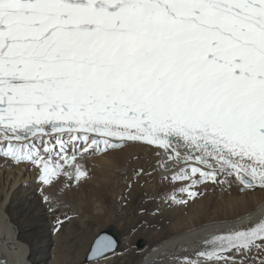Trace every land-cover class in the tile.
I'll list each match as a JSON object with an SVG mask.
<instances>
[{
	"label": "snow or ice",
	"instance_id": "6c2138e0",
	"mask_svg": "<svg viewBox=\"0 0 264 264\" xmlns=\"http://www.w3.org/2000/svg\"><path fill=\"white\" fill-rule=\"evenodd\" d=\"M114 141L264 188V0H0V154L47 185ZM205 245L187 264H264V215Z\"/></svg>",
	"mask_w": 264,
	"mask_h": 264
},
{
	"label": "bare ground",
	"instance_id": "6f19581e",
	"mask_svg": "<svg viewBox=\"0 0 264 264\" xmlns=\"http://www.w3.org/2000/svg\"><path fill=\"white\" fill-rule=\"evenodd\" d=\"M114 142L120 143L121 146L106 151L109 149H105L101 144V150L92 148L79 158L94 157L101 164V176L90 184L93 186L90 191L92 202H100V217L108 219V223L111 220L124 221L126 212H122L116 218H110L114 204L120 206L118 203L127 202V205H132L137 192H149L148 190L158 195L153 199L154 202H167L168 206L166 213L162 212L159 220L168 221L169 225L161 233L152 235L153 243L141 251L136 264H187V260L197 258L196 252L207 247L205 241L212 236L222 235L230 229L241 228L244 225L250 226L264 213V188L256 186L241 191L243 186L234 175L223 174L219 177L227 179L220 183L223 188L221 194L213 193L214 188L208 185L209 181L198 184L199 189L194 190L198 194L207 193L208 197L214 195L220 197L219 200H214L215 207L212 212H208L204 205L198 208L200 206L195 207L194 204L187 208L183 203L177 202L184 200L183 198L177 197L173 200L172 197L175 196L171 194L172 191L182 192L180 189L191 184V181L171 179L173 173L182 165L167 162V166L162 167L161 165L167 161L164 150L144 142ZM33 166L29 162L18 163L4 155L0 156V264H44L43 258L39 255L41 250L38 247L39 237H44L41 242L42 251H47L53 244L49 237L51 231L46 211L41 206L28 205L31 199L35 198L37 189L32 185L35 180ZM142 167H146V173L152 171L154 173L152 175L150 173L151 176L144 173L141 175L142 181L134 183L132 177ZM30 169L33 171L30 172ZM148 178L152 179L147 189L140 187L139 184ZM162 186H167L170 191L168 200L160 199ZM19 188L25 190L21 197L16 196L19 194ZM134 220L127 223L125 221L126 224L123 225L127 234L129 231L134 234L130 239L140 232L134 231L136 228ZM129 224L131 225L128 226ZM160 236L162 238L158 239ZM46 256L45 253V258ZM116 259L118 258L111 257L109 264L115 263Z\"/></svg>",
	"mask_w": 264,
	"mask_h": 264
},
{
	"label": "rangeland",
	"instance_id": "374dc122",
	"mask_svg": "<svg viewBox=\"0 0 264 264\" xmlns=\"http://www.w3.org/2000/svg\"><path fill=\"white\" fill-rule=\"evenodd\" d=\"M114 150L116 149H113V151ZM106 151H110V149ZM98 161L99 160L94 157L79 159L80 164L83 166V170L87 173L84 178L76 180L74 176L70 178L68 176L59 175L54 177L47 185L43 184L39 179L40 172L35 165L32 167L34 171L30 169V172L31 170L33 171V176L35 178L32 185L37 189L35 190V198H32L28 205L41 206L44 208L50 223L49 228L51 234L49 237L53 242L47 251H42L41 242L44 240V237H39L38 247L41 248L39 255L43 258L44 264H86L84 258L93 239L100 231L109 226H113L120 234L121 243L118 251L110 255V257L107 256L91 264H109L111 257L118 258L113 264H136L139 260L141 251L148 248L153 243L151 242L153 241L152 235L161 233V231L169 225L168 221L163 222L160 221L161 219L159 220L162 212L166 213V209H168L167 202H154L153 199L158 195L151 190L143 193L137 192L132 205H127V202L118 203L120 206L114 204L117 207L114 206L113 210H111L110 218H116L120 216L122 212H126L127 216L124 218V221L111 220L108 223V219L100 217V202H92V196L90 194L93 188V186L90 185L91 182L101 176V164ZM146 172V167H142V169H139L136 175L132 177V181L134 183L142 181L141 175ZM150 173L152 175L154 171L146 173V175L151 176ZM151 179L152 178H148L144 183L141 182L139 184L140 187L147 189L151 183ZM226 179L227 178L219 177L216 182L209 181L207 183L210 187L214 188V194H219V192L221 194L223 188L219 181H225ZM189 185L186 187L188 191L199 189L198 184L192 187H189ZM18 191L19 194H16V196L21 197L25 190L24 188H19ZM167 191L168 187L162 186L160 190V199H169L170 191ZM188 191L177 193L176 191H172L171 194H173L175 198H183L184 200L181 201H186V203H183V206L187 208L192 207L194 204L195 207L199 205L200 207L198 208L204 205L203 207L208 212L214 210V200L220 199L217 195L208 197L207 193H199L196 197L189 198ZM183 194H185V196H183ZM45 197H47V199H45ZM133 219H135L134 221L136 222L134 231H140V234L138 233L133 239H130L134 234L130 233V231L127 234V230L123 225L126 224L127 221L129 222ZM58 220L62 222L59 225L57 224ZM125 221L126 223H124ZM130 225L131 224L128 226ZM160 238H162V236L158 239ZM139 242H143V247L140 249L137 248ZM45 253L47 255L46 258Z\"/></svg>",
	"mask_w": 264,
	"mask_h": 264
},
{
	"label": "water",
	"instance_id": "95a60500",
	"mask_svg": "<svg viewBox=\"0 0 264 264\" xmlns=\"http://www.w3.org/2000/svg\"><path fill=\"white\" fill-rule=\"evenodd\" d=\"M98 240H105V241H111L112 242V247L105 251L102 256L100 255H94L93 254V248L96 247V242ZM120 246V234L119 232L113 227L109 226L106 229L100 231L95 238L93 239L89 250L85 256V263L86 264H91V263H96L102 259H104L107 256L113 255L118 251V248ZM143 247V242H139L137 244V248H142Z\"/></svg>",
	"mask_w": 264,
	"mask_h": 264
}]
</instances>
